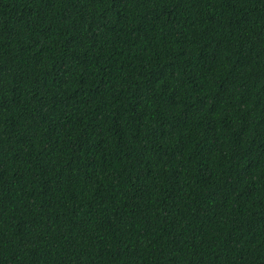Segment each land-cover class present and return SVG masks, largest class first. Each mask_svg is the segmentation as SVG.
I'll return each mask as SVG.
<instances>
[{
    "label": "trees",
    "instance_id": "1",
    "mask_svg": "<svg viewBox=\"0 0 264 264\" xmlns=\"http://www.w3.org/2000/svg\"><path fill=\"white\" fill-rule=\"evenodd\" d=\"M0 264H264V0H0Z\"/></svg>",
    "mask_w": 264,
    "mask_h": 264
}]
</instances>
